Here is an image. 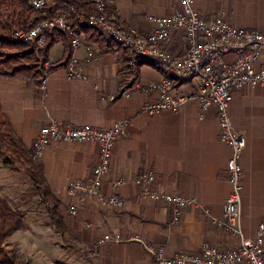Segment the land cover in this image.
<instances>
[{
    "label": "crops",
    "instance_id": "0c3cea01",
    "mask_svg": "<svg viewBox=\"0 0 264 264\" xmlns=\"http://www.w3.org/2000/svg\"><path fill=\"white\" fill-rule=\"evenodd\" d=\"M107 3L122 24L140 35L153 31L151 16L168 15L178 8V0H107ZM194 6L204 17L226 11L235 26L264 30V0H194ZM96 38L97 35L93 38L87 35L97 49L91 62L85 60V45L73 50L70 42L62 38L49 50L51 64L64 63L71 53L78 57L86 78L71 77L63 64L51 69L47 89L42 91L35 79L25 75H0L1 109L28 150H33L40 128L51 119L70 126L100 128L121 121L126 127V133L113 147L110 171L101 189L105 196L124 197L122 205H106L96 197L85 198L80 192L69 191L72 180L87 179L99 162L97 142L51 141L37 159L62 212L65 230L56 224L55 228L60 237V233L68 237L70 245L64 251L62 247H54L57 258L47 264H154L149 247L163 246L167 255L180 251L195 253L206 243L222 249L238 247L240 235L221 223L232 190L227 170L232 149L220 139L216 109L201 117L200 102L191 100L177 112L143 111L145 104L158 100V92L150 85L159 82L164 73L151 61L134 56L127 47L104 36ZM165 47L174 55H183L189 45L182 33L175 32ZM134 59L141 61L139 78L126 87ZM256 66H264V51ZM197 81L190 79L179 84L177 93H194ZM230 115L246 139L241 157L240 226L244 236L255 237L258 224L264 219L262 88L251 85L235 91ZM145 170H153L157 175L154 189L194 198L198 205L184 208L176 221L168 204L139 197L142 187L135 179ZM119 180L123 183L115 186L114 181ZM29 181L37 193L30 178ZM6 182V177L0 178V184ZM8 182L13 186L18 183L14 177ZM25 182L24 185L29 183ZM71 205L77 207V213L69 211ZM45 220L53 223L48 215ZM106 234L119 240L98 246L97 241Z\"/></svg>",
    "mask_w": 264,
    "mask_h": 264
},
{
    "label": "built area",
    "instance_id": "2783aa9c",
    "mask_svg": "<svg viewBox=\"0 0 264 264\" xmlns=\"http://www.w3.org/2000/svg\"><path fill=\"white\" fill-rule=\"evenodd\" d=\"M48 1L32 0L31 3L37 9H44L48 8ZM52 2L55 4V0ZM95 7V12L89 15L79 12L74 6L63 7L33 27L15 31L13 39L43 46L48 30H63L70 37L73 50L85 45V60L91 62L97 49L92 41L87 40V33L79 30V27H92L107 39L130 49L134 56L157 63L164 73L159 82L150 85L151 89L158 92V100L145 104L143 111L177 112L185 103L198 100L202 108L201 117L210 109H216L220 139L232 149L227 162L232 190L226 201L225 220L221 223L240 235V245L222 249L206 243L198 252L180 251L174 255H167L163 246L149 247L154 264H264V219L258 224L255 237L244 236L240 226L243 190L241 157L246 148V139L236 129L230 115L235 91L258 85L264 95V66H256L264 51V30L237 27L231 23L226 11L210 18L204 17L195 8L194 0H178V8L174 12L151 16L155 24L153 31L140 35L111 13L106 0H96ZM175 32L182 33L188 41V50L183 55H174L165 47L172 41ZM64 65L71 77L86 78L79 58L74 54L66 58ZM50 71L44 73L39 83L42 91L47 89ZM190 79L198 80L197 90L194 93L178 94L177 86ZM124 94L129 95V91ZM125 133L126 127L121 121L113 122L108 128H100L89 125L70 126L51 119L40 128L33 143V157L39 159L51 141L97 142L100 145L99 162L87 179L72 180L69 191L72 194L80 192L85 198L96 197L106 205L119 206L124 203V197L119 194L105 196L101 189L104 177L110 171L113 147ZM156 177L153 170H145L137 176L135 181L142 187L139 197H150L168 204L173 209L176 221L184 208L198 205L194 198L154 189L152 185ZM121 183L122 180L114 181L115 186ZM69 211L75 214L77 207L71 205ZM109 240L119 239L106 234L97 241V245Z\"/></svg>",
    "mask_w": 264,
    "mask_h": 264
},
{
    "label": "trees",
    "instance_id": "16d2710c",
    "mask_svg": "<svg viewBox=\"0 0 264 264\" xmlns=\"http://www.w3.org/2000/svg\"><path fill=\"white\" fill-rule=\"evenodd\" d=\"M31 2L32 0H0V75L13 77L25 75L40 83L43 76V65L48 60L50 48L61 38L68 40L72 48L70 37L63 30H48L46 43L40 47L31 42L14 40L13 33L33 27L37 22L50 17L63 7L74 6L79 12L87 15L92 14L96 10V0H55L54 7L47 9H37ZM79 30H84L89 38L97 35L96 40L103 36L88 25L79 27ZM109 41L112 40L109 39ZM140 62L134 59L129 66L132 68L131 79L126 82V87L139 78ZM63 64L54 63L51 65V69ZM153 64L159 67L157 63ZM1 149H8L18 159L23 160L22 169L33 182L37 193L44 198L48 215L54 224L65 230L60 205L51 193L44 175L43 165L33 157V150L26 149L17 138L0 106ZM23 226L24 220L21 211L15 209L6 197L0 195V264H29L28 261L19 258L17 249L8 242L9 236L22 229Z\"/></svg>",
    "mask_w": 264,
    "mask_h": 264
},
{
    "label": "rangeland",
    "instance_id": "374dc122",
    "mask_svg": "<svg viewBox=\"0 0 264 264\" xmlns=\"http://www.w3.org/2000/svg\"><path fill=\"white\" fill-rule=\"evenodd\" d=\"M52 7H54V3L49 0L48 8ZM33 44L38 46L37 43ZM51 65L48 60L44 62L43 75L47 70H51ZM8 149L0 150V178L6 177L8 182V179L14 177L18 183L13 186L6 182L5 185L11 189L0 184V195L6 196L11 205L21 211L25 227L22 228V231L18 232L17 230L16 233L11 234L8 242L17 249L19 258L28 261L29 264L53 262L57 258L54 247H62L63 251L70 248L67 242L68 237L62 233H60V237L55 224L51 221V223L46 222L48 209L47 205L44 204V198L32 190L29 176L22 169L23 160L18 159ZM25 181L29 183L24 185ZM29 216L31 218H28Z\"/></svg>",
    "mask_w": 264,
    "mask_h": 264
}]
</instances>
